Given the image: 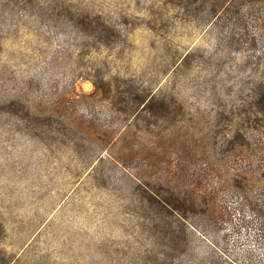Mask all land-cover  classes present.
Returning a JSON list of instances; mask_svg holds the SVG:
<instances>
[{
  "label": "rangeland",
  "instance_id": "1",
  "mask_svg": "<svg viewBox=\"0 0 264 264\" xmlns=\"http://www.w3.org/2000/svg\"><path fill=\"white\" fill-rule=\"evenodd\" d=\"M0 264H264V0H0Z\"/></svg>",
  "mask_w": 264,
  "mask_h": 264
}]
</instances>
